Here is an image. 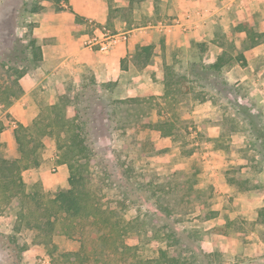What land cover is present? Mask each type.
Returning <instances> with one entry per match:
<instances>
[{
  "label": "rangeland",
  "instance_id": "1",
  "mask_svg": "<svg viewBox=\"0 0 264 264\" xmlns=\"http://www.w3.org/2000/svg\"><path fill=\"white\" fill-rule=\"evenodd\" d=\"M31 3L32 0H0V66L2 62L16 61L27 66V72L31 73L37 65L32 63L23 44L27 28L22 24L33 22L28 12ZM159 3L161 14L164 11L165 14L157 18L170 21L168 11ZM135 14L138 19L134 25L146 21L141 9L136 8ZM261 18L262 14L258 19ZM258 19L251 15L237 27L226 30L218 25L204 34L200 42L192 38L185 46L171 47L169 57L158 58L163 78L172 74L174 77L171 104L150 93V86L159 90L164 81L155 79L156 71L150 66L135 67L107 82H99L86 71L78 84L68 80L44 93V99H40L41 95L37 97V105L32 109L35 116L42 105L55 101L58 93L66 92L71 97L79 94L69 105L68 114L86 121L85 138L93 153V167L108 175L102 204L115 209L125 220L137 218L127 225L126 230L130 231L124 240L137 244V253L142 258L153 260L159 246L168 243V249L184 259V264H264V211L260 213L264 206V57L256 56L255 51L247 54L254 67L252 73L247 72V62H234L215 71L208 68L209 52L201 45L208 39L234 55L257 45L264 51V35L259 34L264 29ZM155 37L159 39L158 35ZM151 63L155 65V59ZM5 78L0 69V83ZM138 86L149 93L138 96L142 98L140 101H122ZM4 108L0 106V131L10 119ZM160 122L173 124L170 136H163L153 127ZM9 133L13 135L12 130ZM54 151L53 140L46 139L43 153L46 157L40 169L32 168L23 174L28 188L41 175L44 189L51 194L66 189L67 170L59 168ZM0 155L17 156L14 140L2 141L1 134ZM243 165L248 167L244 173L247 179L237 185L231 178L242 174ZM230 180L234 185L229 184ZM219 186L233 197L223 199L217 191ZM238 196L253 198L254 203L247 204L243 199L237 203ZM200 208L220 215L201 221L196 217ZM221 209H229V213L223 215ZM15 212L12 205L0 216V226L4 227L0 230H11ZM247 215L250 219L245 218ZM222 218L224 222L220 221ZM221 222L223 225H219ZM82 229L109 230L98 219L75 220L71 235L53 237L57 248L51 255L40 245L44 255L52 259L51 264L53 260L54 264L77 261ZM157 230L159 235H155ZM220 231L243 243L248 240L244 235L253 233L248 242H261V250L254 247L249 255L242 251L221 255L212 245L218 239L214 237V242L210 237V232L215 236ZM31 237L29 230L16 236L0 231V264H25L23 252ZM96 244L100 247L87 264H102L108 254L116 252L118 245L101 239ZM247 245L241 244V248Z\"/></svg>",
  "mask_w": 264,
  "mask_h": 264
},
{
  "label": "crops",
  "instance_id": "2",
  "mask_svg": "<svg viewBox=\"0 0 264 264\" xmlns=\"http://www.w3.org/2000/svg\"><path fill=\"white\" fill-rule=\"evenodd\" d=\"M159 2L163 4V8L171 16L170 21L157 18L159 15L165 14V11L161 14ZM41 4L44 9L33 13L29 17L31 21L37 23L32 31L41 45L42 60L33 68L31 73L27 72L20 78L23 94L10 106L4 108V112L10 114V119L7 120L5 128L0 131V134L1 140H5L8 143H12L14 140V134L8 135L10 134L9 131L12 130L14 132L17 123L29 124L36 114L32 109L37 105V97L41 95L40 99H44L43 94L53 91L55 89L54 86L59 87L68 80L78 84L86 71H89L99 82H107L116 80L121 73H125L135 67L141 68V66L135 65L130 61V57L134 54L137 46L153 45L151 60L142 68L150 66L151 69H155V75L153 74L155 79L162 82L164 79L163 71L158 69L159 63L157 59L169 57L167 53L171 47L185 46L192 38L200 42L204 34L212 32V28L218 25H223L222 27L225 30L237 27L241 21L251 15L258 19L262 14V18L258 20L261 22L260 26L264 29V25H262L264 23L262 20L264 19V0H132L131 2L129 0H111L110 4L109 0H67L63 5L64 9L60 10L46 0L42 1ZM68 6L71 9L67 8ZM111 8L116 9L113 14H110ZM136 8L141 9L143 18H146V21L139 25H134V21L138 19L135 14ZM152 17H155V20H151L150 18ZM102 24L108 26L112 31L127 33V39L116 43L106 51L99 50L96 45L94 46L91 43V40L94 34L97 33L96 27ZM259 31V34L264 32V30ZM156 35H158L159 39L155 37ZM203 44L207 48V52H209L210 63H213L218 55L224 51L222 46L214 45L208 39ZM250 51H255V55L258 56L259 54V57H264V51L258 45L243 51L242 54L247 62V72L250 71L249 73H252L254 67L250 62V57L247 55L250 54ZM122 58L126 60V68L121 67ZM152 59H155V65H152ZM151 73L154 72L151 71ZM148 76L151 80V74H148ZM262 84L264 85V82ZM161 86L162 88L159 90L153 89L152 86L149 88L150 93L160 95V98L163 99L161 95L164 83H161ZM135 88L134 93H128L127 95L138 97L149 93H144L142 87L139 88L138 86ZM53 102L54 99L49 103ZM44 157L46 155H43ZM62 167L66 168L64 164H59L60 169H65ZM29 169H25L22 172V176ZM212 169L214 172V168ZM246 169L248 167L244 165L240 167L242 174L238 178H233L234 176L231 178L234 183L238 185V183H241L240 180L246 181L247 176L244 174L248 171ZM42 172L43 170L39 171V174ZM241 172L237 171L238 174ZM40 177L44 181L41 175ZM41 179L39 178L38 180L42 182ZM233 182L230 180L229 184L234 185ZM227 184H225V188H227ZM217 191L219 194L220 192L222 193L221 197L223 199L233 197L231 194H227L220 186ZM246 197L238 196L235 199L237 198V203H241L240 199H243L242 202L246 201L247 204L248 201L254 203L253 198L249 200L248 196ZM221 210L224 212L223 215L229 213V209ZM198 214L196 217H198ZM214 214L216 216L217 212H214ZM235 215L239 216V214ZM223 218L220 221H223ZM245 218L250 219L248 215ZM223 222L219 225H223ZM0 228L4 229L3 226H0ZM0 231L11 232V230ZM224 234V232L220 231L213 236V233L210 232L212 239L214 237L218 239L216 243L214 238L215 244L212 245L216 251H220L221 255L227 253L234 255V253H240L241 251L242 254L249 255L251 253L250 250H255L256 247L261 250V242L258 244L256 242H248L252 238L253 233L243 234L244 238L248 239L247 242L244 241L245 243H243V240L230 239ZM206 235L205 233V238L207 237ZM219 240L221 241L219 242ZM241 244H248V247L244 246L241 248ZM209 247L207 246L208 250ZM42 251L43 248L40 245L31 244V240L27 241V247L23 252L25 264H35L36 262L51 264L50 258L45 256ZM246 264L250 263L247 262Z\"/></svg>",
  "mask_w": 264,
  "mask_h": 264
},
{
  "label": "trees",
  "instance_id": "3",
  "mask_svg": "<svg viewBox=\"0 0 264 264\" xmlns=\"http://www.w3.org/2000/svg\"><path fill=\"white\" fill-rule=\"evenodd\" d=\"M42 1L45 0H32L28 12L33 14L43 10ZM49 1H52L58 10L64 9L62 3L67 2V0ZM67 8L71 9L69 6ZM115 10L111 8L110 14H113ZM36 24V22L22 24V27L27 28L23 36L24 48L30 53V60L34 64L42 60L41 45L32 31ZM260 35L263 36L264 32ZM201 45L204 46V44ZM152 53V44L137 46L130 61L143 67L150 62ZM234 62L244 64L246 61L242 53L232 55L222 51L208 68L220 71L225 65H231ZM121 67H127L125 58L121 59ZM0 69L6 77L4 82L0 83V105L8 107L23 94L20 78L27 73L28 67L9 60L2 62ZM173 78V74L165 76L163 82L161 97L167 104L174 102L171 92ZM76 96L79 97V94L71 97L69 93L60 92L53 103H45L41 106L29 124L17 123L13 134L18 155L14 158L0 155V216L8 212L12 205L16 207L10 234L16 236L25 230L31 231V244L42 245L48 255H51L57 248L53 242L54 236L71 235L75 220L94 218L109 230H79L80 245L76 254L77 261L74 264H87L96 249L100 247L96 244L100 239L103 242L114 241L118 244L115 247L116 252L108 254V257L102 260V264H148L150 262L184 264V259L168 249L170 246L168 243L164 247L159 246L156 257L149 261L139 256L137 244L125 242L124 235L130 231L126 230L129 227L127 225H131L137 218L125 220L116 214L115 209L103 206L102 193L108 185V175L93 167V153L85 138L86 121L78 120L76 116L68 114V107ZM140 100H142L141 97L122 99V101ZM153 127L163 136L172 134L173 124L170 122L156 123ZM46 139H52L54 142L55 161L58 164H64L67 169V187L55 194L46 191L40 180L35 181L28 188L22 176L25 169L40 166ZM121 207H124L123 203ZM260 211L262 215L264 206ZM213 214L214 212H207L204 208H200L198 219L203 221ZM159 234L158 230L155 231V235ZM167 236L170 237L171 234Z\"/></svg>",
  "mask_w": 264,
  "mask_h": 264
},
{
  "label": "built area",
  "instance_id": "4",
  "mask_svg": "<svg viewBox=\"0 0 264 264\" xmlns=\"http://www.w3.org/2000/svg\"><path fill=\"white\" fill-rule=\"evenodd\" d=\"M97 33L92 38L93 45L101 51H106L116 43L126 40L127 33L112 31L108 26L102 24L96 27Z\"/></svg>",
  "mask_w": 264,
  "mask_h": 264
}]
</instances>
